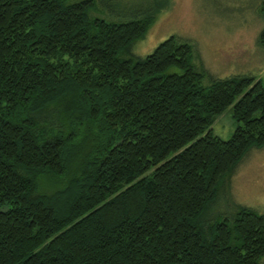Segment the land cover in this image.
Wrapping results in <instances>:
<instances>
[{"label":"trees","instance_id":"trees-1","mask_svg":"<svg viewBox=\"0 0 264 264\" xmlns=\"http://www.w3.org/2000/svg\"><path fill=\"white\" fill-rule=\"evenodd\" d=\"M156 3L113 23L89 17L94 0H0V264L264 259V215L237 206L231 225L198 224L264 148V82L203 86L192 46L173 36L132 55ZM227 110L224 140L212 126Z\"/></svg>","mask_w":264,"mask_h":264},{"label":"rangeland","instance_id":"rangeland-1","mask_svg":"<svg viewBox=\"0 0 264 264\" xmlns=\"http://www.w3.org/2000/svg\"><path fill=\"white\" fill-rule=\"evenodd\" d=\"M94 1L95 8L89 17L113 23L151 13L156 2L157 5L165 1L166 6L158 11L145 37L131 46L135 57H146L173 36L192 46V64L206 71L203 86L212 80L245 75L264 82V48L257 40L264 29V17L257 10L262 0ZM233 129L234 122L227 110L215 120L212 133L225 140ZM223 185L200 215L199 225L212 227L223 221L231 225L237 206L264 215V148L250 149ZM260 264H264V259Z\"/></svg>","mask_w":264,"mask_h":264}]
</instances>
